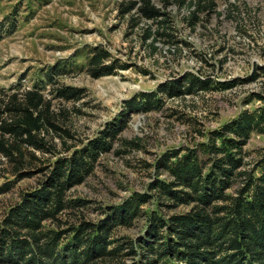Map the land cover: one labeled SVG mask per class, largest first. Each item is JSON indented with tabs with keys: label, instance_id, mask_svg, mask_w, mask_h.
Returning <instances> with one entry per match:
<instances>
[{
	"label": "rangeland",
	"instance_id": "obj_1",
	"mask_svg": "<svg viewBox=\"0 0 264 264\" xmlns=\"http://www.w3.org/2000/svg\"><path fill=\"white\" fill-rule=\"evenodd\" d=\"M129 1L0 0V96L17 93L21 97L28 89L39 90L51 100L59 125L71 131L75 148H81L117 117L125 100L155 90L160 82L184 71L215 81L245 80L253 71L258 74L225 90L211 88L181 98L161 96L160 108L129 112L119 140L100 154L80 184L68 190L70 199L85 201L77 219L97 222L107 206L131 193L147 192L157 176L154 162L160 154L206 140L207 131L258 104L250 98L252 93L264 94V70L260 69L264 67V0H215L214 9L198 13L197 18L189 13L194 9L189 0H150L164 13L166 35L161 37L155 35L160 26L156 21L139 18L135 10L121 13ZM149 28L151 35L145 40ZM153 40L155 50L149 46ZM96 46L126 67L92 77L87 64ZM65 86L82 89L80 97H59L58 89ZM49 136L64 153L60 139ZM135 136L140 138L139 148L124 151L120 139ZM263 147L264 135L251 134L244 146L243 169L252 167ZM41 177L37 173L16 180L11 164L0 155V187L9 183L0 192V216ZM165 177L164 172L158 174L159 179ZM149 203L142 206L132 226L115 228L111 238L135 240L142 234L146 212L157 207ZM187 210L179 206L172 211ZM138 257L128 256L125 261H138Z\"/></svg>",
	"mask_w": 264,
	"mask_h": 264
},
{
	"label": "trees",
	"instance_id": "obj_2",
	"mask_svg": "<svg viewBox=\"0 0 264 264\" xmlns=\"http://www.w3.org/2000/svg\"><path fill=\"white\" fill-rule=\"evenodd\" d=\"M189 1L194 6L189 12L192 18L215 7V0ZM132 10L139 18L160 25L156 36L166 35L164 13L150 0H130L121 13ZM150 35L149 28L145 40ZM154 40L149 43L152 50L157 48ZM125 67L102 46L94 47L87 64L94 78ZM257 74L253 71L245 80L215 81L184 71L160 82L155 90L125 100L117 117L81 148H75L71 131L59 125L51 100L39 90L28 89L21 97L17 93L0 96V155L11 164L16 180L42 173L37 185L23 191L0 216V264H264V147L252 167L243 169L244 146L251 134L264 135V94L252 93L250 98L258 104L207 131L206 140L160 154L154 162L157 176L148 191L131 193L107 206L97 222L76 218L85 201L70 199L68 192L90 173L100 154L119 140L129 112L160 108L161 96L181 98L211 88H232ZM81 91L65 86L57 95L74 100ZM50 134L60 139L64 153ZM67 139L73 141L67 143ZM120 141L124 151L140 146L136 136ZM160 172L166 174L164 179L158 178ZM235 181H240L238 186L227 192ZM8 185L0 187V192ZM151 201L157 207L146 212L142 234L135 240L111 238L115 228L132 226L142 206H150ZM179 206L188 210L172 211ZM137 254L138 261H125Z\"/></svg>",
	"mask_w": 264,
	"mask_h": 264
}]
</instances>
